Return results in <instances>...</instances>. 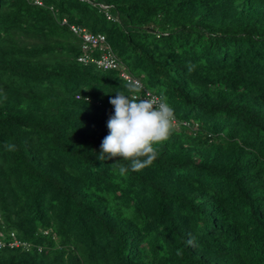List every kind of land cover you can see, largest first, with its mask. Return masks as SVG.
Returning a JSON list of instances; mask_svg holds the SVG:
<instances>
[{
	"label": "trees",
	"instance_id": "obj_1",
	"mask_svg": "<svg viewBox=\"0 0 264 264\" xmlns=\"http://www.w3.org/2000/svg\"><path fill=\"white\" fill-rule=\"evenodd\" d=\"M86 1L0 0V264H264V0ZM61 18L174 109L151 166L96 159L126 83Z\"/></svg>",
	"mask_w": 264,
	"mask_h": 264
},
{
	"label": "clouds",
	"instance_id": "obj_2",
	"mask_svg": "<svg viewBox=\"0 0 264 264\" xmlns=\"http://www.w3.org/2000/svg\"><path fill=\"white\" fill-rule=\"evenodd\" d=\"M124 88L127 95L116 92L115 98L109 100L114 115L107 121L109 134L102 140L96 157L101 162L122 158L125 164L118 167L121 176L129 170L139 172L153 164L158 157L153 145L168 140L175 119L174 109L163 94L158 99H142L143 86L134 80H129ZM5 148L16 150L11 143Z\"/></svg>",
	"mask_w": 264,
	"mask_h": 264
},
{
	"label": "built area",
	"instance_id": "obj_3",
	"mask_svg": "<svg viewBox=\"0 0 264 264\" xmlns=\"http://www.w3.org/2000/svg\"><path fill=\"white\" fill-rule=\"evenodd\" d=\"M32 2V4L36 6H42V0H27ZM77 1H86V0H77ZM88 2V1H86ZM89 3V2H88ZM99 11L103 14L104 18L107 21H113L114 19L108 12V7L104 5L98 6ZM49 11H52V8L49 7ZM60 25L66 26L69 32L74 35L80 41V55L77 57L76 61L82 65L92 64L97 69L101 70H114L117 71L118 77L127 83L129 80L139 81L142 85L141 81L136 77L132 76L123 65L117 60L115 54L111 51V48L107 45L105 37L103 34L99 33H91L87 31L85 28H81L79 26L68 24L65 18L60 19ZM97 52V58L91 56V53ZM141 98H159L154 93L149 92L143 88L141 92ZM178 122L174 119L173 126L176 128ZM180 125L186 126L185 122H180ZM15 249L20 248L27 250L30 245L19 241L13 232H8L7 236L2 235L0 233V249L2 248Z\"/></svg>",
	"mask_w": 264,
	"mask_h": 264
}]
</instances>
